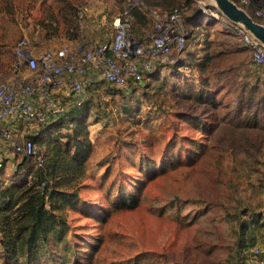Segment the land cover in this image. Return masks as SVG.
Listing matches in <instances>:
<instances>
[{
  "label": "rangeland",
  "instance_id": "obj_1",
  "mask_svg": "<svg viewBox=\"0 0 264 264\" xmlns=\"http://www.w3.org/2000/svg\"><path fill=\"white\" fill-rule=\"evenodd\" d=\"M76 1L12 0L22 35L39 50L111 40L109 18L134 1L183 7L189 35L184 53L159 65L149 85L125 93L101 82L75 112L93 144L85 188L68 209V245L52 240L32 264H253L238 222L264 223V70L232 22L200 14L192 0ZM63 3L85 9L73 28L60 13ZM53 16L58 29L38 25ZM92 20L105 25L91 29ZM151 27L150 20L135 21L134 33ZM250 109L257 120L249 119ZM73 132L51 128L41 137ZM17 165L0 170V192L30 179L38 166L34 159L23 170ZM257 246L264 250V228ZM3 255L0 245V263Z\"/></svg>",
  "mask_w": 264,
  "mask_h": 264
},
{
  "label": "built area",
  "instance_id": "obj_2",
  "mask_svg": "<svg viewBox=\"0 0 264 264\" xmlns=\"http://www.w3.org/2000/svg\"><path fill=\"white\" fill-rule=\"evenodd\" d=\"M231 1L264 25V0ZM193 4L200 14L226 22L212 1L193 0ZM136 7L143 6L129 2L124 14L114 19L115 34L108 42L48 50L36 49L27 37L16 43L14 73L0 82V168L16 166L25 158L42 164L43 154L34 139L51 128L70 132L74 111L84 107L99 83L127 93L155 75L159 65L174 62L184 53L189 31L183 7L171 11L144 7L152 27L141 36L132 28L131 13ZM232 26L253 64L264 68V45L242 26ZM62 96L69 99L68 104ZM253 254V264H264L262 250L255 248Z\"/></svg>",
  "mask_w": 264,
  "mask_h": 264
},
{
  "label": "trees",
  "instance_id": "obj_3",
  "mask_svg": "<svg viewBox=\"0 0 264 264\" xmlns=\"http://www.w3.org/2000/svg\"><path fill=\"white\" fill-rule=\"evenodd\" d=\"M125 10L124 5L122 15ZM83 11L85 9L78 7L76 3H63L60 7V13L66 12L71 19L68 24L69 28H73L78 20L81 21ZM131 16L133 32L135 21H146L148 24L147 16L139 7L134 8ZM29 17L30 14L24 16L25 20ZM55 18L51 17L52 21L48 23L39 21L38 25L44 29L47 27L55 29L56 25L54 26L53 23ZM109 20L112 25L114 17H110ZM96 23L92 20L91 26ZM22 28L24 27L18 20L12 0H0V79L4 76L9 79L14 73L15 59L12 49L24 37ZM108 41L110 40L101 42ZM261 69L264 70V68ZM154 77L155 75H152L143 85H149L154 81ZM252 95L253 93L250 94ZM262 98L260 101L263 103L264 95ZM242 110L238 106L235 112L239 114ZM252 110L250 109L249 119L257 120V110ZM54 131L62 132L63 130L58 127ZM72 131L74 132L67 137L59 136L46 142L41 136L35 138L37 148L41 152L38 146L44 150L42 152L43 163L37 162L38 166L31 171L30 179L19 185L6 187L0 192V245L4 250L0 264L36 263L38 253L48 249L52 240L68 245L64 242V229H67L69 225L68 209L81 200L80 192L85 188L93 151V144L88 138L87 130L81 125L76 126V120L70 132ZM29 160L25 158L21 164L17 165V168L23 170ZM238 224L239 242H243L241 247L253 246V251L258 247V232L264 228V223L252 218L249 221L240 220ZM64 264L83 263L66 261Z\"/></svg>",
  "mask_w": 264,
  "mask_h": 264
},
{
  "label": "water",
  "instance_id": "obj_4",
  "mask_svg": "<svg viewBox=\"0 0 264 264\" xmlns=\"http://www.w3.org/2000/svg\"><path fill=\"white\" fill-rule=\"evenodd\" d=\"M212 1L220 15L232 23L242 26L249 34L253 35L264 45V25L255 21L246 11L241 9L231 0Z\"/></svg>",
  "mask_w": 264,
  "mask_h": 264
},
{
  "label": "crops",
  "instance_id": "obj_5",
  "mask_svg": "<svg viewBox=\"0 0 264 264\" xmlns=\"http://www.w3.org/2000/svg\"><path fill=\"white\" fill-rule=\"evenodd\" d=\"M141 4V3H140ZM142 6L143 7H146L144 4H142ZM145 13V15L147 16V14H146V12H144ZM114 17V19H115V16H113ZM147 18H148V16H147ZM148 20H149V18H148ZM98 23V22H97ZM97 23H96V25H92V26H89V28H91V29H99L100 27H103V25H105V22H99V24L97 25ZM113 25V24H112ZM144 31V30H143ZM64 99H63V101L66 103V104H68V98H65L64 96H62ZM76 111V110H75ZM74 117H75V120H76V115H75V112H74ZM262 252H263V255H264V250H262ZM264 257V256H263Z\"/></svg>",
  "mask_w": 264,
  "mask_h": 264
}]
</instances>
